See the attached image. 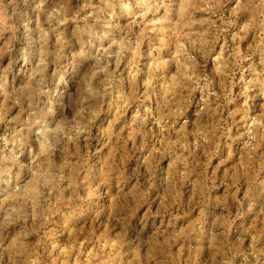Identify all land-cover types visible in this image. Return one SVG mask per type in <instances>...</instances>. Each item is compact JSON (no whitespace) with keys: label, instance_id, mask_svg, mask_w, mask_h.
<instances>
[{"label":"rangeland","instance_id":"obj_1","mask_svg":"<svg viewBox=\"0 0 264 264\" xmlns=\"http://www.w3.org/2000/svg\"><path fill=\"white\" fill-rule=\"evenodd\" d=\"M259 5L0 0L5 83L24 77L18 50L27 31L41 55L64 57L49 62L50 87L72 92L87 63L92 91L103 93L98 109L82 101L86 138L63 156L33 153L27 179L12 167L14 143L29 110L48 98L32 80L0 95V161L12 176L11 186L0 185V264H264ZM65 29L76 40L66 42ZM99 31L100 45L85 59ZM67 132L46 122L50 139ZM28 145L35 148L34 136ZM19 158L27 161L26 149Z\"/></svg>","mask_w":264,"mask_h":264},{"label":"clouds","instance_id":"obj_2","mask_svg":"<svg viewBox=\"0 0 264 264\" xmlns=\"http://www.w3.org/2000/svg\"><path fill=\"white\" fill-rule=\"evenodd\" d=\"M264 9V0H260V5ZM113 29L115 25L113 24ZM103 29V26H101ZM75 33V28L72 30ZM64 40L70 42L76 40L75 35L69 37L67 35V29L64 30ZM61 33L53 35L52 39L57 40ZM103 38V31H99L96 35L89 38L90 53L85 59H91L92 53L95 48L99 47ZM41 47L37 41L35 33L29 38L27 31L21 34V44L18 50L19 63L25 69L24 77L19 81V85L15 81L11 83H5L3 77H0V95L6 90H13L17 87H23L26 80H32L34 83H39L43 87V95L48 98V103L43 108L38 106L33 107L25 116L24 135L21 140L14 143L15 152L12 160V167H22L24 170L25 179L28 178L29 166H35V161L32 160L33 153H38L41 156H48L54 152H59L61 156L64 154V150L70 143H76L81 136H85L91 126V121L85 120L84 114L86 110L85 104L82 102L87 97L88 104L87 110L98 109L102 104V92L92 91V81L87 77L89 70V64L82 63L79 74L74 82L72 92L58 93L56 89H53L48 84V65L51 60L52 63L62 61L64 57L60 51L51 52L45 49V54L41 55ZM80 52L78 46H74L71 50V55L75 57ZM39 80H36V77ZM52 76L55 77V71L52 72ZM63 77L61 76V79ZM77 95V99L73 100L71 97L73 94ZM24 94L29 95V90L24 89ZM47 122L48 128H65L68 132L63 136H57L52 139L45 134V125ZM34 136L36 140L35 148L28 145L29 136ZM25 149L27 150V161H21L19 156L24 155ZM7 174V175H6ZM7 183L12 185L11 169H6L4 162L0 161V185ZM19 182V181H18ZM264 196V192L261 193Z\"/></svg>","mask_w":264,"mask_h":264}]
</instances>
